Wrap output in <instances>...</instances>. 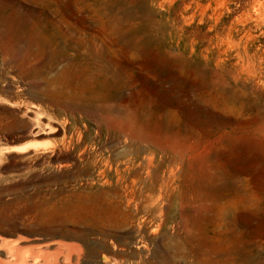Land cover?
<instances>
[{"label": "rangeland", "instance_id": "374dc122", "mask_svg": "<svg viewBox=\"0 0 264 264\" xmlns=\"http://www.w3.org/2000/svg\"><path fill=\"white\" fill-rule=\"evenodd\" d=\"M74 43H109L143 145L110 100L68 95ZM18 247L29 264H264V0H0V264Z\"/></svg>", "mask_w": 264, "mask_h": 264}, {"label": "bare ground", "instance_id": "6f19581e", "mask_svg": "<svg viewBox=\"0 0 264 264\" xmlns=\"http://www.w3.org/2000/svg\"><path fill=\"white\" fill-rule=\"evenodd\" d=\"M85 44L74 43L71 46H66L63 50L64 52H61L62 57H66L67 50L74 48L76 55L73 57V60H77L71 62V66H69L66 70L67 79L65 85L67 86L68 95L71 98L82 100L83 103L86 101L106 102L107 100H110L112 105L110 103L107 110L112 112V115L115 119L117 118V123H122V126H124L121 141L133 142L143 145L149 139L147 132L145 131L143 108H134V105L131 104L132 96H125L123 93H120V85L122 84L121 77L123 78L121 73L122 69L120 68L121 71L113 69V60H110L111 49L109 45H107L109 43H103L101 46H96V44L91 43H87L88 45ZM123 101L128 105L130 104L132 108L128 105L127 108L124 107V105L121 106ZM117 102L121 104L118 105ZM119 142L120 141L118 139L117 143ZM151 162L152 154L149 153L142 157L139 165L145 168L148 173V167ZM125 165L127 168L129 165V160ZM1 241L8 242L10 244L15 242V240L6 239H1ZM16 250L17 256L14 258V262L12 264H29L27 262V258L23 255L24 249L18 247ZM2 253L4 254L5 258L12 257V255L9 254V251ZM33 262L34 261L31 259V263Z\"/></svg>", "mask_w": 264, "mask_h": 264}]
</instances>
